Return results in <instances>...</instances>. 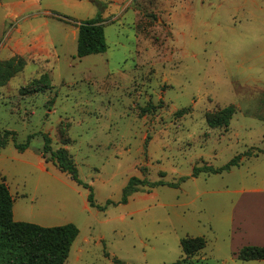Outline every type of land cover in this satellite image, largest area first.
I'll return each instance as SVG.
<instances>
[{"label":"rangeland","instance_id":"1","mask_svg":"<svg viewBox=\"0 0 264 264\" xmlns=\"http://www.w3.org/2000/svg\"><path fill=\"white\" fill-rule=\"evenodd\" d=\"M97 3L108 49L79 59L77 25ZM18 59L0 136L49 135L96 205L113 203L90 208L41 135L0 148L23 223L78 228L65 264H177L187 238L207 241L187 264H264L233 259L231 226L244 203L264 225V0H2L0 63ZM246 152L230 172L192 177ZM132 178L178 187L140 185L120 205Z\"/></svg>","mask_w":264,"mask_h":264},{"label":"trees","instance_id":"2","mask_svg":"<svg viewBox=\"0 0 264 264\" xmlns=\"http://www.w3.org/2000/svg\"><path fill=\"white\" fill-rule=\"evenodd\" d=\"M2 1V0H0ZM96 4V2H94ZM99 14L95 19L87 20L79 25L77 57L79 59L90 56L105 54L108 47L105 37V23L103 18L104 7L97 3ZM26 66L22 59L0 63V87L21 73ZM226 124H228L226 122ZM44 141L43 154L50 155L54 165L60 172L70 177L77 186L89 191L88 205L92 209L105 211L112 202H107L105 207L97 206L95 203L92 187L85 184L79 176V170L68 151L60 148L56 151L52 148V140L47 134H39ZM39 135H30L26 143L17 144L14 132L6 131L0 136V148L8 146L10 139L16 149L20 152L26 151L32 140ZM264 154V150L259 151L258 155ZM256 155V156H258ZM255 156V157H256ZM250 152H246L231 160L225 167L215 169L204 167L194 169L193 178H197L201 173L209 175H222L230 172L233 168L241 166L242 160L252 158ZM185 180H182L184 182ZM140 185L149 188H157L168 185L177 188L178 184H166L162 181L157 183L142 182L132 178L123 191V198L120 205H127L129 197L136 192ZM14 199L5 180L0 183V264H65L68 260L72 246L79 237V230L73 224L65 226L44 228L35 224L15 222L13 215ZM207 246L205 238H187L181 241V248L184 259L181 263L187 264L188 261ZM236 258L241 262H261L264 261V247H244L237 254Z\"/></svg>","mask_w":264,"mask_h":264},{"label":"crops","instance_id":"3","mask_svg":"<svg viewBox=\"0 0 264 264\" xmlns=\"http://www.w3.org/2000/svg\"><path fill=\"white\" fill-rule=\"evenodd\" d=\"M42 172L47 171L42 170ZM2 180L3 178L0 180V183ZM13 215L16 222L23 223V215L16 213L15 207L13 209ZM254 216L255 212L253 208L249 204L244 203L241 211L237 212V216L234 215L235 218H231L232 232L234 234L232 243L235 245L232 249L233 259H236V254L244 247H264V225L259 221H255L256 218Z\"/></svg>","mask_w":264,"mask_h":264}]
</instances>
